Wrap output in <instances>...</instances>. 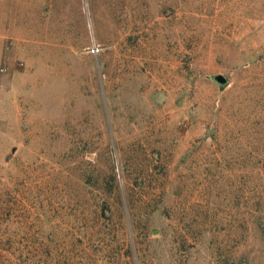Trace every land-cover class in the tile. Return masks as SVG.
<instances>
[{
    "label": "rangeland",
    "instance_id": "obj_1",
    "mask_svg": "<svg viewBox=\"0 0 264 264\" xmlns=\"http://www.w3.org/2000/svg\"><path fill=\"white\" fill-rule=\"evenodd\" d=\"M0 264H264V0H0Z\"/></svg>",
    "mask_w": 264,
    "mask_h": 264
},
{
    "label": "water",
    "instance_id": "obj_2",
    "mask_svg": "<svg viewBox=\"0 0 264 264\" xmlns=\"http://www.w3.org/2000/svg\"><path fill=\"white\" fill-rule=\"evenodd\" d=\"M220 85H224L226 83V80L221 75H215L213 77Z\"/></svg>",
    "mask_w": 264,
    "mask_h": 264
}]
</instances>
